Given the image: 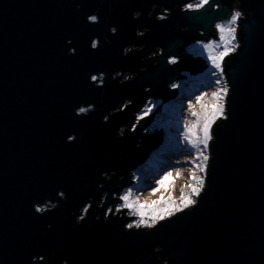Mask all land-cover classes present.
Wrapping results in <instances>:
<instances>
[{"label":"water","instance_id":"1","mask_svg":"<svg viewBox=\"0 0 264 264\" xmlns=\"http://www.w3.org/2000/svg\"><path fill=\"white\" fill-rule=\"evenodd\" d=\"M188 2L0 0V264H264V0ZM234 10L204 186L128 228L135 216L113 206L162 143L144 131L170 85L207 67L186 47Z\"/></svg>","mask_w":264,"mask_h":264},{"label":"rangeland","instance_id":"2","mask_svg":"<svg viewBox=\"0 0 264 264\" xmlns=\"http://www.w3.org/2000/svg\"><path fill=\"white\" fill-rule=\"evenodd\" d=\"M200 3L201 0H189L183 6V9L198 8L197 5ZM162 12L167 11L163 10ZM236 13L239 12L234 10L233 16ZM165 16L166 14L164 13L159 15V17ZM230 22L227 25L216 24L215 28L217 29L219 39H211L208 42H195L186 47L187 52L206 61L207 67L203 72L194 76L184 73L187 78L170 85V88L177 89V93L173 98L165 102L160 99L149 100L137 114L138 121L141 117L150 115L163 102L160 111L153 114V120L150 121L144 131L151 134L155 129L158 131L161 128L163 131L162 143L148 156L143 164L133 171L132 184L125 188L118 196L121 199L123 196L131 193L129 202L134 205V208L124 207L125 201L122 199L121 202H117L113 206L115 213L118 210L127 208L126 215L135 216L132 217V221L126 227L129 224L134 225V228L148 227L145 224L136 226L141 220V217L137 214L140 205H145L143 210L146 215L143 219L149 224H152V212L150 208L163 209L168 206L169 201L173 205L171 208L172 214L178 212L176 206H179L181 209L187 208L184 207L181 201V194H191V189L187 187L189 184L195 183L192 180L191 174L195 171L198 177L205 179L206 167L204 172H200L196 165L207 164V161L205 162L203 157L209 156L208 143L210 139L208 140L207 147L199 141L203 139L205 121L211 117L212 111L218 104L223 105V115H218L210 124V138L213 123L219 117L224 116L226 94L222 89L227 90L226 82L221 73V62L226 55L218 61L220 68L214 66L211 57L219 56L220 53L224 52L226 47L230 49L228 54L235 50L238 44L235 35L236 21L234 24ZM218 26H223L225 30L221 32ZM229 28H233L234 32H229ZM173 60L175 61L176 59H169L170 62ZM201 76L205 79H209L210 76L212 77L204 84L197 82L198 77ZM214 93H219L222 99L217 100L214 98ZM194 112L196 115H193ZM178 173L179 175H177ZM161 197H163V200H161ZM196 197L192 196L191 198L196 200ZM154 201H160V203L153 204ZM110 209L111 207H109ZM171 215L164 213L165 218Z\"/></svg>","mask_w":264,"mask_h":264},{"label":"snow or ice","instance_id":"3","mask_svg":"<svg viewBox=\"0 0 264 264\" xmlns=\"http://www.w3.org/2000/svg\"><path fill=\"white\" fill-rule=\"evenodd\" d=\"M209 2V0H201V3L197 5V7H202L204 4H207ZM189 7H191V5H189ZM239 17V13H236L233 17H232V20L230 23H235V21L238 19ZM90 19L92 21H95L96 20V17H90ZM219 27V30L221 32H223L225 29L223 26H218ZM229 32H234V29L233 28H229L228 29ZM92 46L95 48L97 46L96 42H93ZM208 47V46H206ZM230 51V49H228L227 47L225 48L224 52L220 53L219 56H213L211 57L212 59V62L214 64V66L216 68H220V63L218 62L219 60H221L223 58V56L227 55L228 52ZM173 63L175 62L174 60L172 61ZM98 78L96 76H93L92 77V80L95 81L97 80ZM222 91L226 94L227 90L226 89H222ZM214 98H216L217 100H220L222 99V97L220 96L219 93H214L213 94ZM79 111L81 113L87 111V109L85 108H80ZM150 111V109H149ZM147 114V113H145ZM193 115H196V113L194 112ZM218 115H223V105L222 104H218L214 110L212 111L211 113V117L209 119H207L204 123V127H203V139L200 140L199 142L201 144H204L205 147H207V143H208V140L210 139V124L215 120V118L218 116ZM143 118V117H141ZM71 139V137H70ZM202 155V153H201ZM204 161L206 162L208 157L207 156H204L203 157ZM196 167L199 169L200 172H204L205 171V167H206V164H197ZM171 175V174H169ZM179 175V173L177 174ZM192 180L195 181L194 184H189L187 187H189L191 189V194L190 195H184L183 193L181 194V201L184 205V207H188L192 204L195 203V200H193L191 197L192 196H199L200 194V191L202 190L203 188V185H204V179L202 177H198L196 172L194 171L192 174ZM162 183V182H161ZM131 193L123 196L121 199L123 201H125V204H124V207H128V208H134V205L132 203L129 202V197H130ZM161 200H163V197H161ZM160 203V201H154L153 204H158ZM150 207V206H149ZM173 207V205L171 204V202L169 201L168 202V206L164 207L163 209H160V210H157L156 208H150L151 212H152V216H151V220H152V224H154L158 219L162 220L164 219V213H167L168 215H171L172 214V211H171V208ZM145 208V205H140L139 206V210L137 212V214L141 217V220L136 224V226H140V224H145L146 226L148 227H151L152 224H149L146 220L143 219V217L146 215L145 211L143 210ZM176 210L177 211H180L182 210L179 206H176ZM37 211H41V209H37ZM84 211L86 212L87 211V208L84 209ZM110 211V210H109ZM129 228L133 227L132 224H129L128 225Z\"/></svg>","mask_w":264,"mask_h":264},{"label":"trees","instance_id":"4","mask_svg":"<svg viewBox=\"0 0 264 264\" xmlns=\"http://www.w3.org/2000/svg\"><path fill=\"white\" fill-rule=\"evenodd\" d=\"M215 32H216V35H217V30H216V29H215ZM217 38H218V36H216V39H217ZM203 75H204V74H203ZM204 76H205V75H204ZM206 77H207V76H206ZM211 77H212V76H210L209 79H208V78L205 79V78H203L202 76H201V77H198L197 82H201V83H204V84H205L208 80L211 79Z\"/></svg>","mask_w":264,"mask_h":264},{"label":"built area","instance_id":"5","mask_svg":"<svg viewBox=\"0 0 264 264\" xmlns=\"http://www.w3.org/2000/svg\"><path fill=\"white\" fill-rule=\"evenodd\" d=\"M232 17H233V13H232V15L230 17V20L227 23H225V25H227L231 21Z\"/></svg>","mask_w":264,"mask_h":264}]
</instances>
